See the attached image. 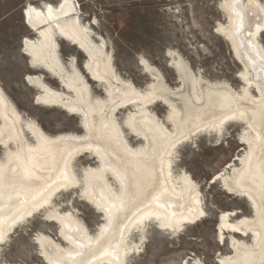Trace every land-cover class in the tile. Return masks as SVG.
I'll return each instance as SVG.
<instances>
[{"label":"bare ground","instance_id":"1","mask_svg":"<svg viewBox=\"0 0 264 264\" xmlns=\"http://www.w3.org/2000/svg\"><path fill=\"white\" fill-rule=\"evenodd\" d=\"M73 1L27 5L26 26L36 38L25 39L24 56L32 70L50 74L60 89L42 74L28 75L26 81L40 92L38 106L78 117L85 133L48 134L17 109L0 85V252L17 227L45 214V221L59 226L63 240L39 237L46 264H130L141 253L149 228L176 236L205 218L199 185L187 172L176 173L178 151L198 134L222 140L227 129L241 126L249 153L241 169L219 173L214 184L220 182L228 195L246 201L254 215L234 222L236 211L222 213L218 241L225 245L230 234L235 255L218 264H264V5L259 0H221L219 5L227 23H220L216 33L243 67L239 92L199 78L171 51L168 56L182 85L175 91L143 59L152 81L147 89L118 74L105 40L97 43L93 25L82 23ZM61 41L86 57L84 73L74 57L65 64ZM159 105L168 110L172 129L152 112ZM123 113L121 124L118 115ZM130 138L140 146L133 148ZM86 155L99 167L82 176L77 161ZM81 184L82 197L102 222L96 235L76 212L63 213L53 201L74 194ZM237 236L252 237L253 243Z\"/></svg>","mask_w":264,"mask_h":264},{"label":"rangeland","instance_id":"2","mask_svg":"<svg viewBox=\"0 0 264 264\" xmlns=\"http://www.w3.org/2000/svg\"><path fill=\"white\" fill-rule=\"evenodd\" d=\"M62 0H0V85L26 117L34 119L50 135L85 133L78 117L60 110L38 106L40 93L31 87L28 75L42 74L47 83L60 89V84L43 70H32L29 59L24 56L23 42L36 38L35 32L26 26L24 11L28 4L42 7L44 3L58 5ZM264 5V0H259ZM82 12V23L93 25V36L97 43L105 40L115 69L125 80L138 89H147L152 84L142 59L157 68L172 89H182L178 73L172 66L169 52H177L189 64L199 78L211 84L225 83L239 92L243 87L240 73L242 65L236 60L232 47L220 37L216 30L220 23H227V16L220 11L221 0H74ZM264 45V35L262 37ZM61 55L69 66L77 59L78 68L84 73L86 57L61 41ZM80 65V66H79ZM98 95L102 91L94 86ZM159 120L167 124L168 110L159 105L151 108ZM126 113L119 114L123 123ZM125 130L126 127H124ZM244 127L233 126L225 132L222 140L211 138L206 133L198 134L187 141L178 151L176 173L181 170L199 185L205 209V218L195 226H186L176 236L159 231L157 226L149 228L146 243L130 264H218V261L234 256V248L226 234V244L218 241L219 219L222 213L236 211L238 216L231 221L252 219L250 205L227 194L220 182L214 178L221 172L233 174L242 168V159L249 153V145L242 141ZM130 142L133 148L140 146L136 138ZM238 159V160H237ZM99 167L97 160L89 155L77 161L79 175L84 170ZM82 178V177H81ZM82 186L71 194H61L54 204L62 207L63 213L76 212L92 235L98 234L102 224L97 211L82 197ZM46 220L45 214L17 227L10 242L2 247V264H46L41 254L39 237H50L63 242L59 226ZM253 243L252 237L241 238Z\"/></svg>","mask_w":264,"mask_h":264},{"label":"snow or ice","instance_id":"3","mask_svg":"<svg viewBox=\"0 0 264 264\" xmlns=\"http://www.w3.org/2000/svg\"><path fill=\"white\" fill-rule=\"evenodd\" d=\"M184 264H187V262H184Z\"/></svg>","mask_w":264,"mask_h":264}]
</instances>
